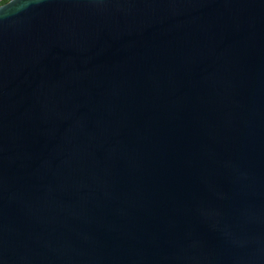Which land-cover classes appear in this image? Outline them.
Segmentation results:
<instances>
[{
  "label": "water",
  "instance_id": "obj_1",
  "mask_svg": "<svg viewBox=\"0 0 264 264\" xmlns=\"http://www.w3.org/2000/svg\"><path fill=\"white\" fill-rule=\"evenodd\" d=\"M0 264H264V0L1 3Z\"/></svg>",
  "mask_w": 264,
  "mask_h": 264
},
{
  "label": "built area",
  "instance_id": "obj_2",
  "mask_svg": "<svg viewBox=\"0 0 264 264\" xmlns=\"http://www.w3.org/2000/svg\"><path fill=\"white\" fill-rule=\"evenodd\" d=\"M5 1H7V0H0V4L3 3V2H5Z\"/></svg>",
  "mask_w": 264,
  "mask_h": 264
}]
</instances>
